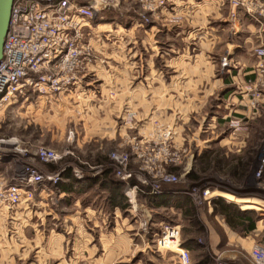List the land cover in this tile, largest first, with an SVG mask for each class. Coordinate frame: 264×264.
<instances>
[{"label":"rangeland","instance_id":"obj_1","mask_svg":"<svg viewBox=\"0 0 264 264\" xmlns=\"http://www.w3.org/2000/svg\"><path fill=\"white\" fill-rule=\"evenodd\" d=\"M102 18L86 33L85 45L92 59L85 72L91 74L84 78L83 84L96 80L90 77L97 66L101 81L105 76L109 80L115 77L117 82H124V89L84 92L79 86L70 93L51 97L32 94L15 105L2 107L0 143L14 144L1 148L13 153L6 158L9 162H0V178L12 181L22 173L29 159L41 173L64 170L69 177L76 173L91 177L97 173L98 183L116 181L125 205L121 209L120 225L134 226L129 233L132 235H123L126 249L116 264L136 261L137 264H173L175 247L159 251L154 248L156 239L160 238L158 232L166 226L179 228L182 246L197 239L203 253L208 254L211 247L204 225L218 229L222 222L226 224L221 207L213 204V200L221 199L257 217L258 212L249 209L254 204L235 202L246 198L264 201V170L260 177L255 175L263 158L264 137L258 138L256 133L249 135L243 152L228 149L221 134L226 130L225 121H220L226 114L223 105L216 109L212 100L195 114L194 107L179 105L185 96L168 104L165 7L150 13L137 0H117ZM152 26L154 30L150 29ZM136 85L138 88L134 89ZM177 89L174 88L177 93L183 91ZM185 99L192 100V96ZM209 114L219 119L217 127L213 135L199 139L194 136L198 124L193 118L199 121V117L204 119ZM167 129L169 143L163 145ZM40 149L52 153L55 160L47 164L38 159L32 161L29 156ZM23 152L28 156L22 158ZM117 176H130L131 186L138 187L134 209L130 205L133 199L126 196L123 182ZM66 179L65 175L62 181ZM157 185L169 193L165 198L174 206L159 205L163 196L151 194ZM57 188L47 184L31 187L29 201L24 199L25 195L12 210L0 206V264H87L82 250L83 235L70 232L73 223L70 216L74 214L78 218L75 224H81L85 215L82 205L110 215V194H103L97 183L91 189L85 188V194L78 187L73 196L78 198L79 208H75L71 198L59 200L52 195L56 192L51 190ZM111 221V216L104 219L106 226ZM145 223L149 233L141 230ZM231 230L244 237L255 235L245 233L240 225ZM255 246L264 248L263 238L258 237ZM252 249L238 256L241 264H253Z\"/></svg>","mask_w":264,"mask_h":264},{"label":"crops","instance_id":"obj_2","mask_svg":"<svg viewBox=\"0 0 264 264\" xmlns=\"http://www.w3.org/2000/svg\"><path fill=\"white\" fill-rule=\"evenodd\" d=\"M247 2L264 4V0H248ZM154 28L155 26H152L150 29L154 30ZM165 40L167 41L165 42V95L169 100L168 104L170 100H182L184 98L182 96L185 98L192 96V100L188 101L184 98L179 105L194 107L195 114L212 100L215 102L216 109L223 105L226 114L220 118V121H225L226 130L221 134H224L228 149L243 152L248 143L245 139L249 135L256 133L258 138L264 137V98L258 102L257 107L250 106L251 74L258 61L253 51L261 42H264V34L259 31L255 23L246 16L231 21L227 0H167ZM223 57L228 59L229 66L222 70L220 61ZM96 67L90 77L96 80L91 83L83 84L82 82L80 85L84 92H95L104 88L124 89V82L122 80L117 82L115 77L109 80V77L105 76V79L101 81ZM90 74L88 73L87 76ZM175 87L183 91L180 90L177 93L174 91ZM133 88L137 89L138 86ZM171 93L174 95H170ZM179 94L180 98H178ZM193 120L198 124L194 136L200 139L207 134L209 136L214 134L219 119L214 114H209L204 119L199 117V121L195 118ZM65 175L68 179L61 181L56 190H51L56 192L52 195H56L59 200L64 197L71 198L70 201L74 202L75 208H79L78 198L73 196L78 187H81V192L84 191L83 194H85V188L91 189L97 183L103 194L105 192L110 194L108 195L110 215L106 211L82 205L81 208L85 214L83 218L86 220L82 219L81 224L76 225L78 218H75L74 214L70 216L73 222L69 227L70 232L83 235L82 250L86 263L106 264L108 261L116 264L120 262L118 260L122 258L123 249H126L122 244L126 241L123 235L132 233L134 227L120 225L121 209L117 203L123 199L121 188L116 185V181L105 184L96 182L97 173L91 177L83 176L82 179H78L75 175L69 177L67 172H63L62 178ZM249 199L251 198L243 199L247 200L246 202L238 200L235 203L254 204L249 206L250 210L258 212L255 228L251 231L255 234L254 238L250 237V232L249 236H240L224 222L218 229L204 225L211 252L204 254L202 245L197 239L186 241L183 248L190 256L189 264H216L217 261L241 264L238 256L252 249L258 237L264 240V201L261 199H258L259 202L248 201ZM178 201L179 207L181 203L180 200ZM158 203L160 206L173 205V202L165 196ZM110 216L112 224L106 226L104 219ZM131 216L134 217V215ZM133 259L134 257L131 258V262ZM137 263L136 261L135 264ZM172 263L180 264L176 253L173 255Z\"/></svg>","mask_w":264,"mask_h":264},{"label":"built area","instance_id":"obj_3","mask_svg":"<svg viewBox=\"0 0 264 264\" xmlns=\"http://www.w3.org/2000/svg\"><path fill=\"white\" fill-rule=\"evenodd\" d=\"M116 1L14 0L0 60V109L15 105L19 99L26 100L32 94L51 97L70 93L78 88L87 76L85 72L92 59L85 45L86 33L92 29L97 19H103L102 14L113 8ZM137 1L150 13L159 7L167 6V0L165 5L163 0ZM247 1L227 0L230 20L236 21L246 16L264 34V4L256 2L249 4ZM145 22L148 23V20L145 19ZM253 53L258 61L251 74L250 105L255 108L264 98V42H261ZM228 66V59L223 57L220 68L223 70ZM169 135L170 131L167 129L163 135L165 138L163 145L169 143ZM162 152L165 155V147ZM12 153L11 150L0 149V162H8L6 158ZM262 154L260 164L263 165L264 149ZM27 156V153L23 152L22 158ZM29 157L32 161L38 159L46 164L55 160V156L45 149H40ZM261 166L255 172L256 177L262 175L264 165ZM63 172L64 170L54 174L41 173L28 159L22 167V173L15 176L12 181L7 182L0 178V206L12 210L21 204L25 195L24 199L29 201L32 197L31 187L47 184L56 188L62 181ZM75 176L78 179L83 178L79 173ZM117 178L123 182L126 196L133 199L130 205L134 209L138 187L131 186L130 176H117ZM151 194L165 196L169 193H165V190L161 191L157 185L154 186V192ZM141 230L149 233L147 223ZM158 234L160 238L156 239L154 245L157 251L175 247L180 264H189V254L179 241L180 231L177 226H166ZM171 234L173 237H170ZM251 259L253 264H264V248L253 247Z\"/></svg>","mask_w":264,"mask_h":264},{"label":"trees","instance_id":"obj_4","mask_svg":"<svg viewBox=\"0 0 264 264\" xmlns=\"http://www.w3.org/2000/svg\"><path fill=\"white\" fill-rule=\"evenodd\" d=\"M121 201L124 202V198L120 200L119 203H117V206L120 209H125V205H123L124 203L121 204L122 203ZM212 202L213 204L221 207L222 209L221 214L224 216L226 224L231 229L234 230L237 228L238 225H240L242 227V230L245 231V233H249L252 230H254L255 221L257 217L254 216L253 213L242 212L239 209H237L234 205L226 203L225 201H222L221 199H216V200H213Z\"/></svg>","mask_w":264,"mask_h":264},{"label":"water","instance_id":"obj_5","mask_svg":"<svg viewBox=\"0 0 264 264\" xmlns=\"http://www.w3.org/2000/svg\"><path fill=\"white\" fill-rule=\"evenodd\" d=\"M13 1L14 0H0V60L2 58L4 39L8 32Z\"/></svg>","mask_w":264,"mask_h":264},{"label":"bare ground","instance_id":"obj_6","mask_svg":"<svg viewBox=\"0 0 264 264\" xmlns=\"http://www.w3.org/2000/svg\"><path fill=\"white\" fill-rule=\"evenodd\" d=\"M13 144H14V143H12V142H1V143H0V149H1L2 147H7V146H10V145L13 146ZM261 165H262V164H261ZM263 165H264V164H263ZM263 165H262V166H263ZM262 166H261V167H262ZM212 196L214 197L215 195H212ZM204 200H205V199H204ZM246 201H247V200H243V199H241V202H246ZM170 237H173V234H171Z\"/></svg>","mask_w":264,"mask_h":264}]
</instances>
